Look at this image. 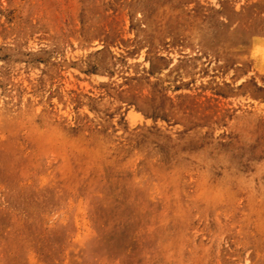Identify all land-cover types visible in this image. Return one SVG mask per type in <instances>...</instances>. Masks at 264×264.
<instances>
[{"label":"rangeland","instance_id":"1","mask_svg":"<svg viewBox=\"0 0 264 264\" xmlns=\"http://www.w3.org/2000/svg\"><path fill=\"white\" fill-rule=\"evenodd\" d=\"M262 36L264 0H0V264H264Z\"/></svg>","mask_w":264,"mask_h":264},{"label":"snow or ice","instance_id":"2","mask_svg":"<svg viewBox=\"0 0 264 264\" xmlns=\"http://www.w3.org/2000/svg\"><path fill=\"white\" fill-rule=\"evenodd\" d=\"M213 2H215V0H213ZM218 6V5H217ZM262 38H264V36H262ZM249 47H251V45H249Z\"/></svg>","mask_w":264,"mask_h":264}]
</instances>
